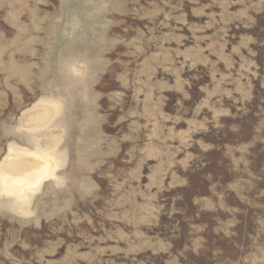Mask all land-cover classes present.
Wrapping results in <instances>:
<instances>
[{
    "label": "rangeland",
    "instance_id": "374dc122",
    "mask_svg": "<svg viewBox=\"0 0 264 264\" xmlns=\"http://www.w3.org/2000/svg\"><path fill=\"white\" fill-rule=\"evenodd\" d=\"M37 142L0 264H264V0H0V161Z\"/></svg>",
    "mask_w": 264,
    "mask_h": 264
},
{
    "label": "bare ground",
    "instance_id": "6f19581e",
    "mask_svg": "<svg viewBox=\"0 0 264 264\" xmlns=\"http://www.w3.org/2000/svg\"><path fill=\"white\" fill-rule=\"evenodd\" d=\"M47 102L48 99L46 100V104L48 105L49 102ZM58 105V102L54 100L53 107L58 109ZM48 108L49 107L43 108L40 106L36 109L35 107L33 109L34 112L31 110L33 113L30 114L29 112L30 116H28L29 119L27 118V122H36L35 125H30L32 128L33 126H45L47 123L45 118L47 117L46 111ZM38 112L44 115L43 119L38 120ZM49 143L50 144L43 146L37 142L34 149H30L26 146L19 147V145L15 146L14 144L9 145L8 154L0 161V192L13 193L17 196V200L22 199L25 203L24 199H27V197L29 198V190L36 189L44 179L54 176L55 170L62 163V156L60 157L58 154L59 152L56 150L57 143ZM27 201L28 200H26V202ZM19 209L21 211L26 210L22 205L19 206Z\"/></svg>",
    "mask_w": 264,
    "mask_h": 264
}]
</instances>
